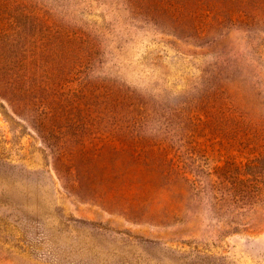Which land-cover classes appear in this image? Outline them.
<instances>
[{
  "label": "rangeland",
  "instance_id": "374dc122",
  "mask_svg": "<svg viewBox=\"0 0 264 264\" xmlns=\"http://www.w3.org/2000/svg\"><path fill=\"white\" fill-rule=\"evenodd\" d=\"M259 154L264 0H0V264H264Z\"/></svg>",
  "mask_w": 264,
  "mask_h": 264
},
{
  "label": "trees",
  "instance_id": "16d2710c",
  "mask_svg": "<svg viewBox=\"0 0 264 264\" xmlns=\"http://www.w3.org/2000/svg\"><path fill=\"white\" fill-rule=\"evenodd\" d=\"M263 161H264V156H263V154H259V157H256V158H254V159H252L251 161H249L248 163H245V170L243 171V172H246V169L247 168H251V169H254V171L253 172H251L250 173V175H251V177H252V180H254V184L255 185H258V184H256L257 183V177H258V173L255 171L256 169H258L259 167H261V165H262V163H263ZM242 173H238L237 175H235V176H233L231 179H233V182L235 183V182H243V183H248L247 182V180H243V179H239V176L241 175ZM224 178H225V180H226V177L225 176H223L222 177V179L224 180ZM230 178V177H229ZM221 183V182H220ZM253 190H254V188H253ZM230 192H228L229 193V195H224V194H222L223 192H222V190H221V197L224 199L225 197H227V198H229L230 199V197L231 198H233L234 200H236V199H238L239 197H240V201H242L243 199H242V195H241V191H238V192H236L235 190H234V188L233 189H230L229 190ZM245 191H243V193H244ZM232 193H233V195H232ZM257 193L258 192H255V190H254V192H252V194L251 195H249L248 196V198H249V200H248V204L250 203V202H252L251 200H253L254 198H257ZM219 201V198L217 199V201L216 202H218ZM224 201H225V199H224ZM216 202L214 203V204H216ZM243 205L245 204L244 202H241ZM240 203V204H241ZM234 204H237V203H234ZM224 205V203H221L219 206H217L216 208L217 209H219V208H221L222 206ZM225 205H227L228 207H227V209H229L230 207H231V205H232V202H228V203H225ZM239 207H241V206H239Z\"/></svg>",
  "mask_w": 264,
  "mask_h": 264
}]
</instances>
